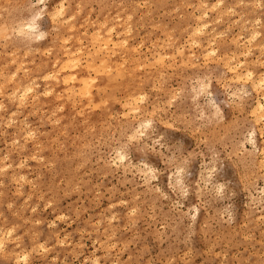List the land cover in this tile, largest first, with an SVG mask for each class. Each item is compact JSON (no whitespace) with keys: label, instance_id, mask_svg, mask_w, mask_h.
I'll list each match as a JSON object with an SVG mask.
<instances>
[{"label":"rangeland","instance_id":"rangeland-1","mask_svg":"<svg viewBox=\"0 0 264 264\" xmlns=\"http://www.w3.org/2000/svg\"><path fill=\"white\" fill-rule=\"evenodd\" d=\"M240 1L0 0V264H264V0Z\"/></svg>","mask_w":264,"mask_h":264},{"label":"bare ground","instance_id":"bare-ground-1","mask_svg":"<svg viewBox=\"0 0 264 264\" xmlns=\"http://www.w3.org/2000/svg\"><path fill=\"white\" fill-rule=\"evenodd\" d=\"M241 1H242V0H241ZM241 1H240V2H241ZM8 2H9V1H8ZM219 2L221 3L222 1H218V6H219ZM258 4H259V3H258ZM258 4H257V5H258ZM215 6H216V5H215ZM202 7H203V6H202ZM259 7H260V6H259ZM223 9H224V8H223ZM227 10H228V9H227ZM232 10H233V8H232ZM58 11H59V10H58ZM225 11H226V10H225ZM233 11H234V10H233ZM147 12H148V11H147ZM202 13H203L202 16L206 15V13H204V12H202ZM225 13H226V12H225ZM230 13H231V12H230ZM51 16L54 17L55 15H51ZM51 16H50V17H51ZM220 16H221V15H220ZM52 17H51V18H52ZM200 17H201V16H200ZM196 18H197V17H196ZM198 18H199V17H198ZM198 18H197V19H198ZM53 19H55V17H54ZM257 19H258V18H257ZM257 19H256V20H257ZM216 20H218V19L216 18ZM248 20H249V19H248ZM253 20H254V19H253ZM258 20H260V19H258ZM24 21H25V20H24ZM128 22H129V21H128ZM196 22H197V21H196ZM124 23H125V22H124ZM206 23L209 24L208 21H207ZM256 23H257V22H255V24H256ZM81 24H82V23H81ZM102 24H103V26H104V23H102ZM196 24H197V23H196ZM199 24H200V23H199ZM204 24H205V23H203V26L206 27ZM201 25H202V24H200V25H198V26H201ZM256 25H257V24H256ZM19 26H20V25H19ZM35 26H36V25H35ZM100 26H101V25H100ZM21 27H22V26H21ZM71 27L73 28V26H71ZM71 27H70V28H71ZM113 27H114V25H113ZM193 27H194V26H193ZM214 27H215V26H214ZM23 28H24V27H23ZM30 28L34 29V28H36V27L33 28V26H30V25H29V28H28V29H30ZM70 28H69V29H70ZM72 28H71V29H72ZM128 28H129V27H128ZM198 28H199V27H198ZM198 28L195 29V30L198 31ZM201 28H202V26H201ZM17 29H18V28H17ZM32 29H30V30H32ZM108 29H109V28H108ZM108 29H107V30H108ZM112 29L114 30V28H112ZM244 29H245V28H244ZM34 30H35V29H34ZM97 30H98V29H97ZM107 30H106L105 32H111V31H107ZM110 30H111V29H110ZM128 30H129V29H128ZM195 30H194V31H195ZM199 30H200V29H199ZM212 30H213V29H212ZM95 31H96V29H95ZM124 31H126V30H124ZM129 31H130V30H129ZM196 31H195V32H196ZM30 32H32V31H30ZM85 32H86V31H85ZM96 32H97V31H96ZM96 32H95V33H96ZM126 32H127V31H126ZM251 32H252V31H251ZM254 32H255V31H254ZM256 32H257V31H256ZM256 32H255V33H256ZM258 32H259V31H258ZM97 33H100V29H99V31H98ZM97 33H96V34H97ZM115 33H116V32H115ZM255 33H254V34H255ZM218 34H219V33H218ZM224 34H225V33H224ZM252 34H253V32H252ZM259 34H260V33H259ZM29 35H30V34H29ZM94 35H95V34H93V37H94ZM118 35H119V34H118ZM118 35H117V36H118ZM257 35H258V34H257ZM71 36H72V34H71ZM78 36H79V35H78ZM91 36H92V35H91ZM96 36H97V35H96ZM96 36H95V38H96ZM215 36H216V35H215ZM253 36H256V35H253ZM253 36H252V35L250 36V37H252V40H253V38H254ZM98 37L100 38V35H99ZM98 37H97V38H98ZM256 37H257V36H256ZM76 38H77V41H78L79 38H78V37H76ZM109 38H111V37H109ZM109 38L107 37V40H106V38H105V39L103 38V39L105 40L106 43H107V42L109 43V41L112 42V39H111V40H108ZM61 39H62V38H61ZM63 39H64V40H67V39H65V38H63ZM70 39H71V38H69V40H70ZM246 39H247V38H246ZM250 39H251V38H250ZM254 39H255V38H254ZM96 40H97V39H96ZM104 40H102V41H104ZM114 40H115V39H114ZM123 40L125 41V40H127V39L125 38V39H123ZM247 40H248V39H247ZM67 41H68V40H67ZM81 41H82V40H80V42H81ZM116 41H117V40H116ZM116 41H113V42L115 43ZM119 41L121 42V39H120ZM119 41H117V42H119ZM248 41H249V40H248ZM95 42H96V41H95ZM105 42H104V43H105ZM113 42H112V44H113ZM249 42H250V41H249ZM101 44H102V43H101ZM116 44H117V43H116ZM116 44H115V45H116ZM118 44L120 45V43H118ZM121 44H122V43H121ZM123 44H124V43H123ZM123 44H122V46H123ZM119 45H118V46H119ZM124 45H125V44H124ZM239 45H240V44H239ZM83 46H84V45H83ZM103 46H105V45H103ZM111 46H112V45H111ZM116 46H117V45H116ZM122 46H121V47H122ZM240 46H241V45H240ZM69 47H70V46H69ZM80 47H81V46H80ZM133 47H134V46H133ZM242 47H243V46H242ZM261 47H263V46H260V48H261ZM98 48H99V47H98ZM103 48L105 49L106 46L103 47ZM134 48H136V47H134ZM99 49H100V48H99ZM99 49H98V50H99ZM106 50H108V49H106ZM212 50H213V49H212ZM263 50H264V49H263ZM76 51H80V50H76ZM82 51H83V50H82ZM96 52H97V51H96ZM102 52H103V50H102ZM213 52H215V51H213ZM240 52H241V50H240ZM262 52H263V51H262ZM124 53H125V52H124ZM211 53H212V52H211ZM242 53H243V52H242ZM247 53H248V51H247ZM65 54H66V53H65ZM70 54H71V53H70ZM72 54H73V53H72ZM244 54L246 55L245 52H244ZM81 55H82V54H81ZM81 55H80V56H81ZM112 55H113V53H112ZM121 55H122V54H121ZM192 55H193V54H192ZM160 57H161V59H162V56H160ZM259 57H260V56H259ZM136 58H137V57H136ZM122 59H123V58H122ZM124 59H125V58H124ZM126 59H127V58H126ZM250 60H251V59H250ZM250 60H249V61H250ZM257 60H258V58H257V59L255 58V61H257ZM124 61H125V60H124ZM126 61H127V60H126ZM253 62H254V61H253ZM259 62H260V60H259ZM66 63L69 64L67 68L71 67L72 69H71V74L67 75V76H69V77H67L66 79L63 78V81H64V80H66V81H68V80H69V81H70V80H71V81H76L77 86L79 87V92H80L81 94H83V93L86 94V92L89 91V89H88V83H89V81H90L91 78H88L86 75H82V72L79 71V68H78V67H79L80 62H79L78 57L76 58V57H74V56L72 55V56H71V59H69L67 62H65V63H63V64H66ZM101 63H103V62H101ZM118 63H120V62H118ZM237 63H238V62H237ZM251 63H252V62H251ZM255 63H256V62H255ZM21 64H23V63H21ZM121 64H122V62H121L119 65H121ZM234 64H235V63H234ZM239 64H240V63H239ZM243 64H244V63H243ZM98 65H99V64H98ZM108 65H109V64H108ZM122 65H123V64H122ZM122 65H121V66H122ZM261 65H262V64H261ZM66 66H67V64H66ZM87 66H88V65H87ZM121 66H120V67H121ZM63 67H64V66H63ZM94 67H95V66H94ZM115 67H116V63H115ZM138 67H139V66H137V68H138ZM234 67H235V66H234ZM243 67H244V66H243ZM65 68H66V67H64V69H65ZM237 68H238V67H237ZM91 69H92V68H91ZM103 69H104V68H102V70H103ZM107 69H109V68H107ZM58 70H59V69H58ZM110 70H111V68H110ZM233 70H236V68H234ZM24 71H25V70H24ZM51 71H52V70H51ZM239 71H240V70H239ZM247 71H248V72H247ZM48 72H49V71H48ZM59 72H60V71H59ZM107 72H108V71H107ZM111 72H112V71H111ZM117 72H119V71H117ZM246 72H247L248 74H244V75H245V76L250 75V76H247V77L244 76L246 79H245V78H243V79H245V80L247 81V79H249L248 77H251V76L253 77V71L249 69V70H246ZM246 72H244V73H246ZM52 73H53V72H52ZM55 73H56V72H55ZM55 73H54V75H55ZM119 73H120V72H119ZM236 73H237L236 76H239V77H240L241 74H240L239 72H236ZM49 74H50V73H49ZM49 74H48V75H49ZM67 74H68V73H67ZM120 74H122V73H120ZM120 74H119V75H120ZM10 75H12V74H10ZM26 75H27V74H26ZM48 75H47V76H48ZM54 75H53V76H54ZM92 75H93V74H92ZM45 76H46V73H45ZM47 76H46L45 78H47ZM49 76H51V75H49ZM55 76H56V75H55ZM27 77H28V76H27ZM65 77H66V76H65ZM241 77H242V76H241ZM261 77H262V76H261ZM12 78H13V77H12ZM12 78H10V81H11ZM54 78H56V77H54ZM56 79H57V78H56ZM241 79H242V78H241ZM57 80H58V79H57ZM95 80H96V78H95ZM238 80H239V79H238ZM259 80H260V79H259ZM259 80H254V81L252 82V86H253V88H255V89H258V88H259V89H260V87H261V88L264 87V86H263L264 84H262V83H264V82H263V81H264V78L262 79L263 81H261V80L259 81ZM66 81H65V82H66ZM91 81H92V79H91ZM261 82H262V83H261ZM260 83H261V84H260ZM26 84H27V83H26ZM26 84H24V85L26 86ZM29 84H32V83L29 82ZM33 84H34V83H33ZM2 85H3V84H2ZM89 85H90V84H89ZM17 86H18V85H17ZM46 86H47V85H46ZM27 88H28V89H31V88H32V85H31V87H30V85H29V86L27 85ZM33 88H34V87H33ZM33 88H32V89H33ZM51 88H52V87H51ZM16 89H17V88H16ZM16 89L13 88V90H16ZM24 89H25V87H24ZM24 89H23V90H24ZM32 89H31V90H32ZM90 89H91V87H90ZM25 90H26V89H25ZM31 90H30V91L28 90V92H31ZM44 90H45V89H44ZM17 91H18V90H17ZM46 91H48V89H47ZM46 91H44V92H46ZM18 93H19V92H18ZM22 93H24V92H23V91L21 92V96H20L21 98H20V100H19V98H17V99L19 100L20 103H21V102L23 103V101L25 100V99H24V95L27 93V91H26L25 94H22ZM34 93H35V92H34ZM46 93H47V92H46ZM245 93H246V92H245ZM13 94H15V91H14V93H12L11 95H13ZM84 94H83V95H84ZM8 95H10V94H8ZM19 95H20V94H19ZM22 95H23V97H22ZM33 95H34V94H33ZM45 95H47V94H45ZM89 95H90V93H89ZM34 96H35V95H34ZM34 96H33V98H34ZM58 96H59V95H58ZM136 96H138V95H136ZM8 97H9V96H8ZM60 97H61V96H60ZM90 97H92V94H91ZM90 97H89V99H90ZM14 98H15V95H14ZM26 98H27V97H26ZM129 98H130V97L128 96V99H129ZM132 98H133V97H132ZM134 99L136 100L135 97H134ZM129 100H131V98H130ZM19 102H18V104H19ZM136 102H137V101H136ZM130 103H132V102H130ZM18 104H17V106H18ZM126 104H127V103H126ZM24 106H25V105H24ZM135 106H136V105H135ZM263 106H264V103H259V104L257 105V108H258L259 110H261V109H263ZM130 110H131V109H130ZM132 112H133V111H132ZM13 113H14V112H13ZM260 117H262V116H260ZM262 118H263V117H262ZM22 129H23V128H22ZM31 132H32V131H31ZM28 136H29V134H28ZM250 136H251V134H250ZM253 139H254V138H253ZM253 139H252V140H253ZM179 180H180V179H179ZM1 242H2V241H0V246L2 245ZM26 261H27V260H26Z\"/></svg>","mask_w":264,"mask_h":264}]
</instances>
